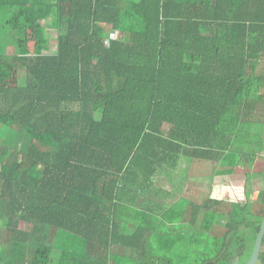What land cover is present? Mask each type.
I'll return each mask as SVG.
<instances>
[{"label":"trees","instance_id":"trees-1","mask_svg":"<svg viewBox=\"0 0 264 264\" xmlns=\"http://www.w3.org/2000/svg\"><path fill=\"white\" fill-rule=\"evenodd\" d=\"M263 124L264 0H0V264H246L264 188L240 220L168 194L254 168Z\"/></svg>","mask_w":264,"mask_h":264},{"label":"rangeland","instance_id":"rangeland-1","mask_svg":"<svg viewBox=\"0 0 264 264\" xmlns=\"http://www.w3.org/2000/svg\"><path fill=\"white\" fill-rule=\"evenodd\" d=\"M133 22L136 26L142 24L139 18L134 19ZM41 24L44 25L45 23L42 21ZM15 33L18 35L20 31L16 30ZM57 35V31L52 28L47 30L48 40H39L35 35V30L30 28L27 30L26 35V49H29L32 52L43 49V47L47 50H54L57 44ZM254 130L259 131L260 134H254L255 131H252L253 134L249 135V137L251 136L249 142L245 144L248 151H255L263 157L256 162L254 168H250L248 165L246 167H238L234 175L224 179L223 176L220 177L214 173L213 170L215 167L213 169L211 162H208L207 160L187 158L185 160L186 162L180 166L179 171L183 176H189V185L191 188H185V190L179 195L177 194V190L181 189V187H175L173 191L171 190L172 192L168 194L169 198H172L171 201H173V198H180L174 209H188L190 207L188 205L190 202H201L208 198V196L216 198L221 197L227 202V205H223L226 206V208H224L225 214L226 211L229 212L233 208L230 216L233 220H240L241 210L247 200L246 195L249 192L252 199L255 201V210L260 212L263 208V203L261 200H258V196L259 192L264 188V124L260 127L255 126ZM250 169H252V171ZM216 180H219L217 184H215ZM218 185L220 188H218ZM215 187L220 189L221 192L218 190L217 194L213 195L216 192V190L214 191ZM220 220L221 221L215 225V234H221L227 228L225 223L228 219L224 218ZM161 228L163 230H168V225L164 224ZM2 236L3 231L0 230V248L3 252L1 257L9 250V242L3 240ZM5 238L4 235V239ZM262 250H264V243ZM257 264L264 263L259 262Z\"/></svg>","mask_w":264,"mask_h":264},{"label":"water","instance_id":"water-1","mask_svg":"<svg viewBox=\"0 0 264 264\" xmlns=\"http://www.w3.org/2000/svg\"><path fill=\"white\" fill-rule=\"evenodd\" d=\"M263 241H264V217L255 241L253 252L246 264H257L259 262L263 247Z\"/></svg>","mask_w":264,"mask_h":264},{"label":"crops","instance_id":"crops-1","mask_svg":"<svg viewBox=\"0 0 264 264\" xmlns=\"http://www.w3.org/2000/svg\"><path fill=\"white\" fill-rule=\"evenodd\" d=\"M217 182H219V180H216V183H215V184H217ZM219 185H220V183H219ZM219 185H218V186H219ZM218 188H220V186H219ZM215 190H216V192H215L213 195L217 194L218 190L221 192V190H220V189H217L216 187H215L214 191H215Z\"/></svg>","mask_w":264,"mask_h":264},{"label":"built area","instance_id":"built-area-1","mask_svg":"<svg viewBox=\"0 0 264 264\" xmlns=\"http://www.w3.org/2000/svg\"><path fill=\"white\" fill-rule=\"evenodd\" d=\"M117 35H118L117 32H114V33L112 34L113 37H117Z\"/></svg>","mask_w":264,"mask_h":264}]
</instances>
